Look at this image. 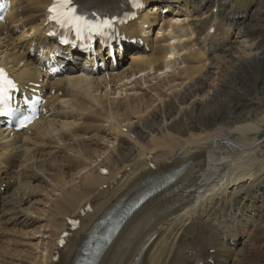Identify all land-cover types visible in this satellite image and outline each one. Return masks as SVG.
<instances>
[{
  "label": "bare ground",
  "instance_id": "bare-ground-1",
  "mask_svg": "<svg viewBox=\"0 0 264 264\" xmlns=\"http://www.w3.org/2000/svg\"><path fill=\"white\" fill-rule=\"evenodd\" d=\"M192 1L144 0L140 19L122 26L120 35L141 38L151 53L141 45L123 55L118 51V69L107 65V72L99 75H85L80 64L72 65L69 75L43 84L56 91L47 104L49 115L22 133L0 130V264L80 263L100 222L117 216L155 178L162 179L158 188L169 186L119 226L96 264H179L183 254L194 264L238 261L239 245L248 232L225 228V247L217 248L219 238L212 240L214 229H223L221 220L206 216L216 203L233 205L264 183L263 146L257 138L262 122L199 133L180 125L183 112L194 111L197 101L207 102L227 63L224 48L212 46L218 33L211 35L213 22L204 38L207 45L197 43ZM124 2L83 0L99 12L118 10L117 16L123 15ZM51 3L14 0L6 22L0 23V67L22 87L44 78L40 68L51 46L45 25ZM41 46L42 56L30 54ZM100 58L109 64L108 57ZM207 76L205 91L201 80ZM157 116L162 121L154 120ZM178 169L170 181L167 174ZM33 200H40V206L34 208ZM199 217L212 229L201 231L187 247L182 236L195 228ZM72 220L80 221L78 229L73 230ZM64 234H69L67 244L60 247ZM203 239L212 241L205 251L199 244ZM223 250L226 260L221 261Z\"/></svg>",
  "mask_w": 264,
  "mask_h": 264
},
{
  "label": "rangeland",
  "instance_id": "rangeland-1",
  "mask_svg": "<svg viewBox=\"0 0 264 264\" xmlns=\"http://www.w3.org/2000/svg\"><path fill=\"white\" fill-rule=\"evenodd\" d=\"M192 2L194 4L192 3L193 7L190 10L194 9L193 26L200 35L197 43L200 47L207 45L203 41L207 27L210 22H216L218 33L211 43L213 48H224L227 63L222 66L223 79L219 81L218 86L211 88L210 96L205 97L207 102L202 104L204 100L197 101L194 111L186 114L183 112L185 116L180 118V125L186 129V132L195 127L196 133H199L202 130H215L220 126H223L224 130H231L246 123L262 122L257 138L262 143L264 159V0H193ZM209 53L212 55V51L206 52V54ZM217 59L218 57L215 56L212 61ZM208 76L201 80L205 91L209 89ZM196 89V87L192 88V90ZM211 107L219 109L211 110ZM173 109L178 110L176 103H173ZM185 119H188L190 123L187 124ZM154 120L160 122L162 118L157 116ZM262 196H264V183L252 189L248 195L240 196L233 205L228 202L216 203L213 212L206 217L209 221L220 222V219L223 229H214L216 235L213 242H205L203 239L199 243L200 248L205 251L206 247L215 243L218 238V244L215 247H225L221 241L225 228L230 232L246 231L248 233H245L246 237L239 245V249L243 252H240L238 261L234 259L230 264L238 262L264 264V199ZM33 201L34 208L40 206V200ZM230 220L231 222H227ZM45 222L42 220V223ZM194 225L195 228H188L187 234L182 236V243L187 247L191 241L196 240L201 231L210 233L208 229L211 226L206 218L199 219V223ZM183 256L178 259L179 264L182 262L194 264L190 261L189 255L183 254ZM224 256V250L220 251L218 259L226 260Z\"/></svg>",
  "mask_w": 264,
  "mask_h": 264
},
{
  "label": "snow or ice",
  "instance_id": "snow-or-ice-1",
  "mask_svg": "<svg viewBox=\"0 0 264 264\" xmlns=\"http://www.w3.org/2000/svg\"><path fill=\"white\" fill-rule=\"evenodd\" d=\"M48 12L50 21H54L56 26L63 31L74 33L77 38H83L86 34L88 36L103 35L105 29L111 28L115 22V18L101 17L96 13L86 15L79 12L75 7V0H54ZM89 15L94 19H89ZM14 87L13 81L7 78L3 69H0V103L10 98L8 91Z\"/></svg>",
  "mask_w": 264,
  "mask_h": 264
}]
</instances>
